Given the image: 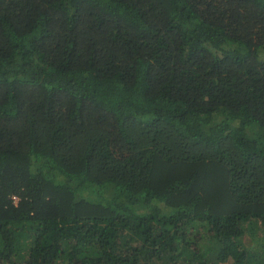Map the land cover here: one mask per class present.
I'll return each mask as SVG.
<instances>
[{
	"label": "trees",
	"instance_id": "1",
	"mask_svg": "<svg viewBox=\"0 0 264 264\" xmlns=\"http://www.w3.org/2000/svg\"><path fill=\"white\" fill-rule=\"evenodd\" d=\"M0 264H264V0H0Z\"/></svg>",
	"mask_w": 264,
	"mask_h": 264
}]
</instances>
